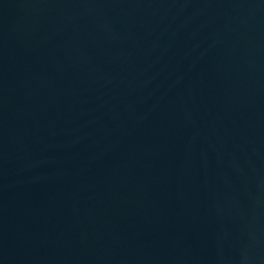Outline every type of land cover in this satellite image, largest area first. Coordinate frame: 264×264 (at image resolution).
<instances>
[{
  "label": "water",
  "instance_id": "water-1",
  "mask_svg": "<svg viewBox=\"0 0 264 264\" xmlns=\"http://www.w3.org/2000/svg\"><path fill=\"white\" fill-rule=\"evenodd\" d=\"M0 264H264V0H0Z\"/></svg>",
  "mask_w": 264,
  "mask_h": 264
}]
</instances>
